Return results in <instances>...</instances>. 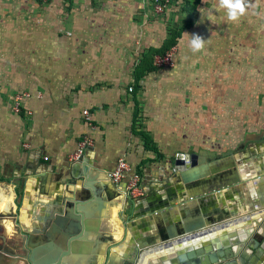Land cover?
<instances>
[{
	"label": "crops",
	"instance_id": "1",
	"mask_svg": "<svg viewBox=\"0 0 264 264\" xmlns=\"http://www.w3.org/2000/svg\"><path fill=\"white\" fill-rule=\"evenodd\" d=\"M185 1L173 0L157 13L152 0H0V210L12 207L20 221L0 218L1 244L13 248L27 232L41 264L59 256L61 264H126L139 246L143 264H167L168 251L157 247L163 242L152 244L158 222L177 236L175 218L200 219L199 203L180 192L184 167L174 165L190 151L209 155V172L233 177V184L208 195L237 211L225 220L237 223L176 248L215 249L224 235L253 239L255 196L264 200V136L242 143L248 133H264V0H247V13L235 23L218 0H189L198 2L197 14L171 48L174 64L153 61L137 80L143 54L160 49L170 29L187 18ZM193 34L208 39L195 54L188 46ZM24 92L30 95L16 112L15 96ZM85 138L93 144L72 159ZM121 158L140 171L141 196L129 199L124 181L105 178L111 192L81 207L78 240L71 241L75 218L67 206L47 229L50 241L38 234L44 218L59 209L57 195L70 194L66 185L74 193L81 187L68 179L70 166L86 159L110 173ZM192 191L203 190L187 194ZM58 219L63 227L55 229ZM104 236L117 242L107 258V243L99 241ZM197 255L186 260L194 264Z\"/></svg>",
	"mask_w": 264,
	"mask_h": 264
},
{
	"label": "water",
	"instance_id": "2",
	"mask_svg": "<svg viewBox=\"0 0 264 264\" xmlns=\"http://www.w3.org/2000/svg\"><path fill=\"white\" fill-rule=\"evenodd\" d=\"M263 136V132L248 133L242 145H244L250 137L253 139H262ZM242 145L237 150L241 149ZM233 153L234 152L230 150L225 154L231 155ZM210 160L211 159L209 155L204 154L203 151H190L186 156L180 154L175 157V167L179 169L181 167H184L181 174L184 179L185 187L179 186L181 195L183 197L188 196L190 200L195 201V203H199L195 204V213L200 219L195 223H188L184 218H175L172 224H174V227L176 228L177 236H175L174 232L169 228L164 227L160 224V222H158V230L156 231V235H154V238L152 237V244L163 242L157 247L159 249L165 248L168 251V256L166 257L168 261L167 264H189L186 259L188 257L193 258L196 253H198V255L192 260L194 264H264V200L256 196V206L254 207V210H257V215L259 216V218L255 220L256 225L253 229L256 231L254 232L253 239H249V235L245 234L239 239L229 241L228 236L224 235V237L222 238L224 245L219 242L218 247L215 249L213 247L207 246L204 251L197 252L195 250L188 251L186 249V251L183 248H176V246L181 244H186V248H189L190 245L188 244L192 239H196L199 236L202 237L216 230L228 228L229 225L234 221L225 220L238 214L237 211L231 212L225 209V202H222V204L219 205L211 201L210 195L208 194L215 190L221 189L223 186L225 187L227 185H231L235 181H232L233 177L231 178L227 173L219 171L209 172L210 169L208 170L209 166L207 165ZM90 164L91 163L89 160L81 159L78 163L70 166V173L72 176L68 179H71L72 184H78L81 185V187L78 190V193H74L73 190L69 188V185H66V189L68 191L70 190V194L57 195L56 204L59 209L55 213H51L47 218H44L45 222L38 232L40 236L43 235V238L46 237L47 240H51L52 233L48 232L47 229L52 224L51 221H53L56 216L63 215V208L67 206L71 209L72 216L73 218H75V220L71 222V226L73 227L72 231H74L73 233H75L70 234V236L72 237L71 241L78 240L77 235L82 232L81 219L83 215L81 213V207L88 206V204L94 201H99L101 203L102 199L100 194L102 193V191L106 190L107 192H111L108 183L102 181L105 178H110L108 171L97 169L93 166H90ZM234 171H237V168H235ZM244 171V178H246V174H248L249 172H247L246 170ZM62 183L70 184L66 183L64 179H61V184ZM123 184V187L125 189L126 182H123ZM194 187H200L203 191L200 193L192 191L188 195L187 191ZM186 204L189 205V203ZM188 205H182L181 208L185 209L186 207H188ZM128 210L129 208H127L126 211ZM18 214L19 212L14 211L10 206H6L5 210L3 211L0 210V218H7V220L15 222L16 225L20 223L19 219H17ZM164 215L165 214L163 213V216ZM203 217L208 221V225L206 227ZM242 218H240L238 222L243 220L247 221L249 219V217L247 216ZM61 221V219L58 221L59 225H53L55 229L61 226ZM234 223H237V220H235ZM126 227L129 226L126 224ZM17 230L18 232H21L20 227H17ZM24 233L25 234H23V238L18 244L19 246H15L19 249L18 251L11 250L4 245H0V264L42 263H40V258L38 259V255L36 254L35 250H30L29 244L31 242V238L29 233ZM87 235L88 232L85 231L83 238L87 239ZM40 236L38 237L39 239ZM99 241L103 242L104 244L107 243V258L111 253L110 247L116 246L117 242L112 241L111 237L108 238L105 236L99 239ZM108 241H111L110 244H108ZM140 249L142 250V246L135 248V251L133 253L134 255L129 258V261H127L126 264H136V261L138 264H143L146 254H141L142 251H140ZM101 255H103V253ZM61 260L62 257L59 256L58 261L51 264H61ZM43 262H45V260ZM103 264H107V260L106 263Z\"/></svg>",
	"mask_w": 264,
	"mask_h": 264
},
{
	"label": "built area",
	"instance_id": "3",
	"mask_svg": "<svg viewBox=\"0 0 264 264\" xmlns=\"http://www.w3.org/2000/svg\"><path fill=\"white\" fill-rule=\"evenodd\" d=\"M42 2H47L48 0H39ZM173 0H152L153 2V7L154 10L157 13H162L168 7L171 5ZM172 50V51H171ZM164 55H156L154 57V63L157 66H164V65H169L172 66L174 64L173 60V49H171ZM133 90V87H130V91ZM30 94L28 92H24L22 94H17L15 96V104H14V110L16 112H21L22 111V100L25 97H28ZM28 114L31 113V111H27ZM84 115L89 119V111L84 110L83 111ZM93 142L91 139L85 138L81 144L78 150L71 156L72 159H80L83 154H84V149L87 147V145H92ZM111 180L114 183H121V182H126V187H125V193L126 196L134 199L143 194V187L141 185L142 181V176L139 172L133 171L132 166L124 159L121 158L118 160V164L116 168L109 173Z\"/></svg>",
	"mask_w": 264,
	"mask_h": 264
},
{
	"label": "trees",
	"instance_id": "4",
	"mask_svg": "<svg viewBox=\"0 0 264 264\" xmlns=\"http://www.w3.org/2000/svg\"><path fill=\"white\" fill-rule=\"evenodd\" d=\"M197 4L198 2L196 1L191 2L189 0H186L183 6V11L187 12V18L184 20V22L180 26H174L170 29L169 38L165 41V43L160 49H153L143 54L141 63L137 66L135 72L137 80L143 77L148 71H151L153 69L154 57L157 54L164 55L168 50H170L173 46L177 44L178 39L179 37H181L183 30L192 24L197 14ZM141 134L146 140V144L149 147L153 148L152 140L150 139L148 134H146L145 132H142ZM162 156L163 155L161 154V157ZM137 172L140 173V171Z\"/></svg>",
	"mask_w": 264,
	"mask_h": 264
},
{
	"label": "clouds",
	"instance_id": "5",
	"mask_svg": "<svg viewBox=\"0 0 264 264\" xmlns=\"http://www.w3.org/2000/svg\"><path fill=\"white\" fill-rule=\"evenodd\" d=\"M218 7L224 11L229 23H235L247 13L248 3L247 0H218ZM207 42L208 39L205 40L202 36L193 34L188 46L190 51L195 54L201 52Z\"/></svg>",
	"mask_w": 264,
	"mask_h": 264
},
{
	"label": "flooded vegetation",
	"instance_id": "6",
	"mask_svg": "<svg viewBox=\"0 0 264 264\" xmlns=\"http://www.w3.org/2000/svg\"><path fill=\"white\" fill-rule=\"evenodd\" d=\"M1 241H3L2 239H1ZM0 245H3V244H1L0 243ZM5 246V245H4ZM7 247V246H6ZM8 248V247H7ZM11 250H15V251H18L19 249L17 248V247H13V248H10ZM14 264V263H13Z\"/></svg>",
	"mask_w": 264,
	"mask_h": 264
},
{
	"label": "bare ground",
	"instance_id": "7",
	"mask_svg": "<svg viewBox=\"0 0 264 264\" xmlns=\"http://www.w3.org/2000/svg\"><path fill=\"white\" fill-rule=\"evenodd\" d=\"M255 211V210H254Z\"/></svg>",
	"mask_w": 264,
	"mask_h": 264
}]
</instances>
